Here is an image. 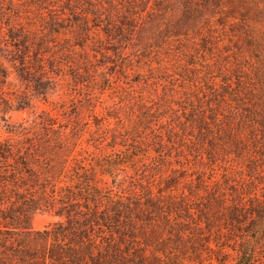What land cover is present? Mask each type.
Segmentation results:
<instances>
[{
  "label": "trees",
  "instance_id": "obj_1",
  "mask_svg": "<svg viewBox=\"0 0 264 264\" xmlns=\"http://www.w3.org/2000/svg\"><path fill=\"white\" fill-rule=\"evenodd\" d=\"M4 1L2 120L22 108L14 80L51 73L79 90L93 68L108 65L96 63L110 55L104 42L162 22L171 9L165 0H6L7 10ZM28 1L38 21L29 30L19 9ZM182 8L183 22L218 10L242 41L222 52L202 37L209 57L170 74L177 83L158 103L139 102L130 129L112 135L110 147H123L114 156L77 148L78 110L67 117L69 131L46 123L0 136V264H182L198 257L215 225V252L225 255L226 230L236 242L233 264H252L256 240L264 241V0H183ZM151 150V161L138 164ZM37 211L59 219L34 231Z\"/></svg>",
  "mask_w": 264,
  "mask_h": 264
},
{
  "label": "rangeland",
  "instance_id": "obj_2",
  "mask_svg": "<svg viewBox=\"0 0 264 264\" xmlns=\"http://www.w3.org/2000/svg\"><path fill=\"white\" fill-rule=\"evenodd\" d=\"M165 1L170 2L171 9H168L162 22L160 18L150 20L148 23H144L140 29L127 34L126 37L104 42L103 45L109 48L110 55L96 63L100 64L105 60L109 63L104 68V72H101L100 67L93 68L90 75L84 77L88 79L81 89L71 90L72 84L66 85L65 81H61L62 85L55 84L51 81L53 77H49L51 73L36 75L37 77L35 76L31 80H14L18 94L21 96L22 108L7 113L5 120L0 118V136L16 137L7 130H22L25 133L28 132L29 135L31 129L39 128V125L42 126L46 123H49L53 128L61 126L69 131L73 123L67 117L76 118L79 116V125L82 130L77 148H86L101 157L105 154L114 156V153H118V149L122 150L121 145L110 147L112 135L130 129L131 123L136 120L135 114L139 112V102L145 99L151 100L155 104L158 103L159 95L168 94L172 85L177 83L170 74L180 73V68L187 66L190 58L202 63L209 57L200 51L199 43L202 37L208 34L211 37L208 40L213 42L209 48L213 46L214 49L222 52H224L223 50L226 52V49H233L234 45H240L242 41V35H239L235 28H230L227 25L226 18H220L218 10L211 14L202 12L201 15L194 16L195 20L183 22L181 19L183 0ZM31 2L28 1L19 6L22 12L20 21L27 27V30L38 25L36 11L30 7ZM10 4L7 2L5 9H10ZM260 24L259 29L264 31V23ZM165 30L167 32L158 38ZM181 40L183 44L179 43ZM242 44L244 43L242 42ZM75 50L78 52L79 48L76 47ZM228 59L225 57V60ZM122 66L125 67L122 68ZM52 76L54 75L52 74ZM36 78H41V84H43V89H38L37 93L34 89ZM67 78L70 79V77ZM54 80H57V77ZM83 94L92 96L88 102L95 104V115L91 114ZM174 94L177 93L174 92ZM74 110H78L79 115L74 116ZM104 133L108 136L106 139L101 138V136L105 137ZM154 154V151L151 150L148 157L144 156L138 164L146 160L151 161L150 158ZM120 156H124V160L126 154ZM134 173L132 169L126 171V174L132 177ZM124 174L122 173L119 178ZM215 176L220 177L219 174ZM131 180L132 178L127 177L124 183L127 188L132 183ZM58 219L57 216L49 212L37 211L31 215L29 227L34 231L42 230ZM217 226L215 225L208 232L209 236H204L206 243L199 251L198 257L189 259L185 257L181 260L182 264H233L235 262V251L231 248H235L236 242H233V234L226 230H222L225 236V246L227 245L223 249L225 255L215 252L216 245L213 240ZM208 239L211 241L207 245L209 249H206L205 245ZM255 246L256 254L252 264H264V241L256 240Z\"/></svg>",
  "mask_w": 264,
  "mask_h": 264
}]
</instances>
